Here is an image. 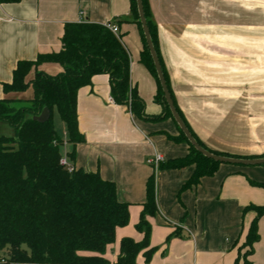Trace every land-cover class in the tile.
Instances as JSON below:
<instances>
[{
    "label": "crops",
    "instance_id": "crops-1",
    "mask_svg": "<svg viewBox=\"0 0 264 264\" xmlns=\"http://www.w3.org/2000/svg\"><path fill=\"white\" fill-rule=\"evenodd\" d=\"M147 1L170 90L189 128L212 151L264 158V0ZM80 22L118 28L129 56L130 87L143 100L147 116L162 115L163 108L153 100L156 82L139 62L142 41L131 21L129 0L0 3V100L29 99L28 91L6 94L3 85L11 83L19 62L59 52L64 25ZM38 69L49 75L61 71L57 64ZM76 116L84 141L74 148L67 144L65 155L73 151L68 163L113 182L117 199L129 205L127 226L116 229L104 254L114 264L122 238L140 242L143 237L131 226L138 223L145 183L155 171L147 160L155 155L163 162L182 158L189 148L167 139L178 136L172 119H139L115 104L105 74L93 76L90 86L78 90ZM0 134L11 136L13 131L0 124ZM193 171V166L155 171L158 213L148 218L150 247L155 249L149 264H234L237 246L254 218L244 209L264 206V189L251 184H264V165L221 164L212 177L180 193ZM176 230L179 237L167 241ZM257 232L248 260L264 264V217ZM136 264H145L141 254Z\"/></svg>",
    "mask_w": 264,
    "mask_h": 264
},
{
    "label": "trees",
    "instance_id": "trees-1",
    "mask_svg": "<svg viewBox=\"0 0 264 264\" xmlns=\"http://www.w3.org/2000/svg\"><path fill=\"white\" fill-rule=\"evenodd\" d=\"M130 1L131 21L138 27L142 41L139 62L156 82L154 102L163 108V114L149 117L144 102L136 89L130 87L129 56L117 38L106 26L92 23H67L57 53L38 55L34 61H21L12 73L10 84L3 85L4 93H25V100L1 99L0 124L13 131L11 136L0 134V250L8 248L7 259L14 263L30 264H109L104 258L107 247L115 241L117 228L127 226L129 205L117 199L116 186L103 180L99 173H88L74 168L69 173L59 165L63 141L57 135L52 116L56 111L66 127V143L72 148L84 141L78 131L76 96L80 88L90 86L93 76L105 74L109 78L110 95L117 105L128 107L139 119L158 121L171 114L146 46L135 0ZM19 0H0L17 3ZM146 24L158 57L167 89L176 112L204 150L216 156H229L208 149L189 128L177 108L170 90L157 41L156 26L152 22L147 0H142ZM43 64H57L61 71L46 74L38 68ZM33 72L31 79L28 75ZM46 107L50 117L45 122L33 120ZM178 136L167 139L184 142L189 152L182 158L159 164L158 170H179L189 166L194 171L181 187L180 193L195 189L202 178L212 177L220 163L199 154L178 129ZM264 157V155L262 156ZM73 158V151L66 154ZM246 158V157H245ZM253 158V157H252ZM264 189L262 183H251ZM244 211L254 213L245 241L237 249L234 264H252L248 257L258 241L257 223L264 217V206L249 205ZM158 213L155 199V171L145 183V200L136 230L142 240L122 238L114 264H136L141 254L149 264L154 254L150 247L151 227L148 218ZM179 237L177 230L168 238ZM242 250H245L242 253Z\"/></svg>",
    "mask_w": 264,
    "mask_h": 264
},
{
    "label": "water",
    "instance_id": "water-1",
    "mask_svg": "<svg viewBox=\"0 0 264 264\" xmlns=\"http://www.w3.org/2000/svg\"><path fill=\"white\" fill-rule=\"evenodd\" d=\"M136 2V8H137V14H138V21L140 23V27L143 33V36L145 38L146 46L148 48L150 57L153 62V66L163 93V99L165 101V104L171 114L172 120L174 121L177 128L180 130V132L184 135V137L187 139L188 143L203 157L212 160L215 163L220 164H229V165H235V166H261L264 165V158H258V159H236V158H230V157H222V156H216L211 154L210 152L204 150L202 147L198 145L196 140L192 137L191 133L185 126L182 119L179 117L178 113L176 112V109L174 107L173 101L171 99V96L169 94V91L166 86V82L164 80V76L162 73V69L158 60V57L156 55V52L154 50L151 37L149 34V30L146 24V19L144 15L142 0H135ZM50 117V113L46 107H44L40 113V115L33 118V120L38 122H45Z\"/></svg>",
    "mask_w": 264,
    "mask_h": 264
},
{
    "label": "rangeland",
    "instance_id": "rangeland-1",
    "mask_svg": "<svg viewBox=\"0 0 264 264\" xmlns=\"http://www.w3.org/2000/svg\"><path fill=\"white\" fill-rule=\"evenodd\" d=\"M27 94H25L26 96L29 94L31 95V89L29 88L27 90ZM24 95V94H23ZM52 121H53V124H54V128H55V131L57 133V135L61 138V140L63 141V146L61 147V156L62 157H66L65 153H66V150L68 149L69 150V147L67 146V135H66V127L65 125L63 124V122L60 120L58 114L56 113V111H54L53 113V116H52ZM156 172L158 171V169L155 170ZM134 231H135V234L139 235L135 226H131ZM245 241V240H244ZM244 242H242L240 245L237 246V249L239 247H241L243 245ZM245 250H242V253H244ZM7 255H8V248H4L2 250H0V258H7ZM109 262H111V259H109Z\"/></svg>",
    "mask_w": 264,
    "mask_h": 264
},
{
    "label": "built area",
    "instance_id": "built-area-1",
    "mask_svg": "<svg viewBox=\"0 0 264 264\" xmlns=\"http://www.w3.org/2000/svg\"><path fill=\"white\" fill-rule=\"evenodd\" d=\"M106 28L111 31L113 35H115L117 38L118 37V28L112 24V23H107ZM163 163V159L160 155H155L152 158L147 160V164L150 165L154 170H156L159 166V164ZM59 165L66 169L69 173L73 172L74 167L70 165L66 159V157H61L59 160ZM0 264H30V263H14L8 261L7 258H0Z\"/></svg>",
    "mask_w": 264,
    "mask_h": 264
}]
</instances>
